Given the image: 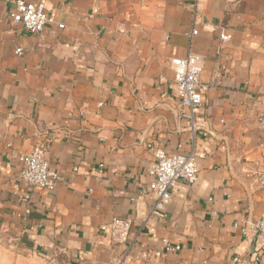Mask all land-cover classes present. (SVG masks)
Segmentation results:
<instances>
[{
  "label": "crops",
  "instance_id": "1",
  "mask_svg": "<svg viewBox=\"0 0 264 264\" xmlns=\"http://www.w3.org/2000/svg\"><path fill=\"white\" fill-rule=\"evenodd\" d=\"M14 1L0 0V264L127 250L124 264H264V0H27L55 18L38 34L13 22ZM189 52L205 57L194 130L171 63ZM39 144L61 176L52 192L19 178ZM148 145L198 162L161 210ZM114 218L132 221L127 243Z\"/></svg>",
  "mask_w": 264,
  "mask_h": 264
},
{
  "label": "built area",
  "instance_id": "2",
  "mask_svg": "<svg viewBox=\"0 0 264 264\" xmlns=\"http://www.w3.org/2000/svg\"><path fill=\"white\" fill-rule=\"evenodd\" d=\"M15 6L11 12V18L14 23L21 24L30 34H38L44 30L48 24L55 23L53 15L46 10L45 3L42 1L33 2L27 0H15ZM64 27L63 24L59 25ZM198 33L193 30L191 35ZM222 41H228L229 36L221 33ZM16 53L21 55L23 49H16ZM205 57L202 54L189 52L185 57L172 58L171 63L174 69V83L177 89L178 97L182 106L188 109L184 115L190 119L191 129L196 126L195 115L204 104V94L201 91V75L204 69ZM154 157L153 167L149 170L151 181L149 183L150 190L155 194L156 200L153 210L163 209L166 202L172 197V191L177 181L183 179L188 184H193L198 177V162L194 151L187 154L168 153L163 147L153 148L148 145ZM22 165L19 178L30 187H38L40 189L52 192L56 189L61 179L59 172L52 169L45 154V146L39 144L32 151L24 153L19 157ZM104 164H100L99 168L94 171L102 172ZM260 186L264 187V173L259 176ZM30 197L26 196L27 201ZM31 208L24 210V216L31 214ZM132 221L128 218H114L108 225L109 233L113 240L117 243H127L129 241L130 229ZM236 227H240L239 222L235 223ZM255 231L260 235L262 243V251H264V210L254 224ZM248 224L242 226V232L247 234ZM167 251L179 250L180 246H172L166 240ZM118 260L109 264H124L127 253ZM261 253L254 257V264L260 263ZM240 258L235 257L234 262H238ZM103 264V263H95Z\"/></svg>",
  "mask_w": 264,
  "mask_h": 264
}]
</instances>
